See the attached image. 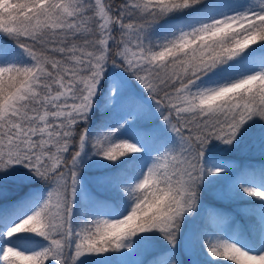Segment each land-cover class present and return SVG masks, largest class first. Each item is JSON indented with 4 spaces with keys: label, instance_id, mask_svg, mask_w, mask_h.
I'll return each mask as SVG.
<instances>
[{
    "label": "snow or ice",
    "instance_id": "obj_1",
    "mask_svg": "<svg viewBox=\"0 0 264 264\" xmlns=\"http://www.w3.org/2000/svg\"><path fill=\"white\" fill-rule=\"evenodd\" d=\"M0 264H264V0H0Z\"/></svg>",
    "mask_w": 264,
    "mask_h": 264
},
{
    "label": "trees",
    "instance_id": "obj_2",
    "mask_svg": "<svg viewBox=\"0 0 264 264\" xmlns=\"http://www.w3.org/2000/svg\"><path fill=\"white\" fill-rule=\"evenodd\" d=\"M240 159H243V158H240ZM210 199V198H209Z\"/></svg>",
    "mask_w": 264,
    "mask_h": 264
}]
</instances>
